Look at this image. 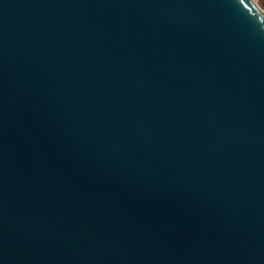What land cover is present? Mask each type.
Here are the masks:
<instances>
[{"label":"water","instance_id":"95a60500","mask_svg":"<svg viewBox=\"0 0 264 264\" xmlns=\"http://www.w3.org/2000/svg\"><path fill=\"white\" fill-rule=\"evenodd\" d=\"M0 264H264L253 0H0Z\"/></svg>","mask_w":264,"mask_h":264},{"label":"rangeland","instance_id":"374dc122","mask_svg":"<svg viewBox=\"0 0 264 264\" xmlns=\"http://www.w3.org/2000/svg\"><path fill=\"white\" fill-rule=\"evenodd\" d=\"M264 11V0H253Z\"/></svg>","mask_w":264,"mask_h":264},{"label":"bare ground","instance_id":"6f19581e","mask_svg":"<svg viewBox=\"0 0 264 264\" xmlns=\"http://www.w3.org/2000/svg\"><path fill=\"white\" fill-rule=\"evenodd\" d=\"M263 11V10H262ZM264 12V11H263Z\"/></svg>","mask_w":264,"mask_h":264}]
</instances>
